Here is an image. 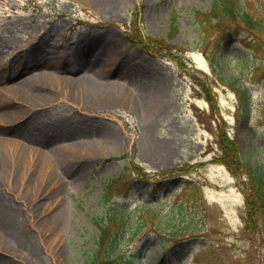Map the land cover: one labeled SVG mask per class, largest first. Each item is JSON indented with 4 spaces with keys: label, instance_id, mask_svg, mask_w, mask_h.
Instances as JSON below:
<instances>
[{
    "label": "rangeland",
    "instance_id": "obj_1",
    "mask_svg": "<svg viewBox=\"0 0 264 264\" xmlns=\"http://www.w3.org/2000/svg\"><path fill=\"white\" fill-rule=\"evenodd\" d=\"M215 1L0 0V114L25 110L0 116V264H91L114 178V201L155 212L110 264H264V0L205 34Z\"/></svg>",
    "mask_w": 264,
    "mask_h": 264
},
{
    "label": "trees",
    "instance_id": "obj_2",
    "mask_svg": "<svg viewBox=\"0 0 264 264\" xmlns=\"http://www.w3.org/2000/svg\"><path fill=\"white\" fill-rule=\"evenodd\" d=\"M221 2H216L213 5V8L209 12L200 13L198 16L199 23L204 28V33L208 34L211 31V28L214 25L223 24V20L227 18H233L235 21L238 20L237 17H241L248 24H254V20L245 12H241L240 4L237 0H220ZM137 18V15L134 14V19ZM213 18L217 19L213 22ZM133 19V20H134ZM133 22V21H132ZM136 20H134V23ZM155 47L159 51L164 49H169L170 45L161 39L154 40ZM140 43H143V40L140 38ZM143 45V44H142ZM226 134V133H225ZM220 144L223 149V153L220 161L226 163L232 170L239 171L242 161L239 157L238 148L236 142L233 139H230L227 135H221ZM134 162L132 163V165ZM131 165V166H132ZM133 169V168H132ZM133 171L140 173L138 168H134ZM184 171V170H180ZM247 173L249 176L248 182L251 184L252 188V197L256 200L257 206L260 209V214H262V219L264 222V175L261 173H256L253 171L252 166L247 165ZM117 179L108 183L105 188V197L104 203L106 205L105 212L102 216L95 218L96 224V246L94 252L91 254V264H110V257L112 255L113 247L115 243L124 239L125 235L130 233L139 234L143 232V226L147 223V216L145 218H138L135 213L131 210L129 206H126L122 203H117L113 200L112 192L116 189V186L119 185ZM119 188V186H118ZM251 200H248V207L250 210V215H253ZM147 212L150 215V211L154 208H150L148 204L143 205V211ZM158 219H161L160 216ZM188 220V219H187ZM134 261V257L122 258L119 264H126L125 260Z\"/></svg>",
    "mask_w": 264,
    "mask_h": 264
},
{
    "label": "bare ground",
    "instance_id": "obj_3",
    "mask_svg": "<svg viewBox=\"0 0 264 264\" xmlns=\"http://www.w3.org/2000/svg\"><path fill=\"white\" fill-rule=\"evenodd\" d=\"M80 79H81V82H83V81H86L88 78L86 79L85 77H83ZM26 83H27V80H23L18 85L26 84ZM19 87L20 86H18L17 88H19ZM157 93H159V92H157ZM154 95H156V93ZM35 102H36V104H38L37 101H35ZM141 109L145 112L148 111V110H146L144 103L141 105ZM24 111H25L24 108L19 106V107H15L14 109L7 110L6 112L3 113V115L0 114V116L10 119V118H12V117L16 116L17 114L22 113Z\"/></svg>",
    "mask_w": 264,
    "mask_h": 264
}]
</instances>
